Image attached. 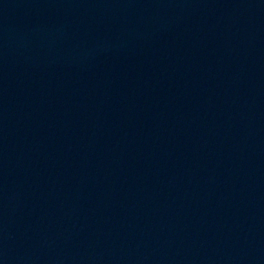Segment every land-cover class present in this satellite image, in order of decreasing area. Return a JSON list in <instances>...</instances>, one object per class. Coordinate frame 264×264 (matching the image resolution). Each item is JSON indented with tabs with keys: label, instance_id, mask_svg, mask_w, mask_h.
<instances>
[{
	"label": "water",
	"instance_id": "obj_1",
	"mask_svg": "<svg viewBox=\"0 0 264 264\" xmlns=\"http://www.w3.org/2000/svg\"><path fill=\"white\" fill-rule=\"evenodd\" d=\"M0 264H264V0H0Z\"/></svg>",
	"mask_w": 264,
	"mask_h": 264
}]
</instances>
